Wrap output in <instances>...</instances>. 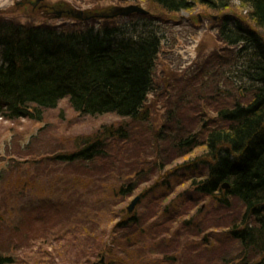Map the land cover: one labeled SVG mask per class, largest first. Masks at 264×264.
<instances>
[{
	"label": "trees",
	"instance_id": "1",
	"mask_svg": "<svg viewBox=\"0 0 264 264\" xmlns=\"http://www.w3.org/2000/svg\"><path fill=\"white\" fill-rule=\"evenodd\" d=\"M140 1L152 2L166 13L192 12L197 8L225 12L234 5L239 12H244V15H223L218 24L219 38L232 55L233 82L238 81L239 88L251 92L252 98L220 108L217 122L213 121L201 141L205 145L203 155L189 158L178 168L195 172L203 166L206 175L192 180L194 192L210 195L218 205L229 206L235 200L240 204V215L225 232L233 245L225 249L220 260L209 261L210 264H264V0ZM134 16L137 18L117 23L79 20L78 25L24 24L0 16L1 118L9 121L25 118L43 123L46 112L57 109L66 99L81 116L114 115L122 119L72 138L74 149H57L44 159L62 163L92 161L107 153L109 142L131 139V122L149 124L147 131L154 129L148 98L154 91L164 32L160 30L157 16L150 13ZM168 128L163 125L155 133L157 141L164 139L160 136ZM196 141L197 136L192 135L182 138L178 146L191 150L198 145ZM141 143L142 148L146 146ZM142 153L140 150L137 154L141 157L137 159L140 170L132 172V176H140L139 180L137 177L135 182L126 183V179H120L117 187L110 185L113 194L107 199L134 197L146 172L152 171L155 165L159 172L165 169L168 160L163 154V159L153 160L147 171H143ZM2 177L0 174V181ZM225 182L227 188L222 186ZM22 184L25 189L33 185L31 181L20 180ZM82 185L87 187L88 182ZM40 191L36 198L44 204L43 208L49 206L62 213L46 235L64 249H69L68 245L71 247L79 234H85L88 241L93 239L89 245L93 248L90 260L104 258V264H128L127 257L120 254L122 248L133 253L139 243L148 247L156 243L157 236L143 234L147 227L137 208L133 212L126 207L112 209L103 222L106 204L101 202L107 199L102 196L93 199L81 192L78 198L62 187L46 193ZM186 192L189 190L180 197ZM187 225L192 228L194 223L188 221ZM180 231L170 233V238L177 235L182 239ZM211 238L205 235L202 244H209ZM10 246H0V264H21L18 255L9 254ZM183 254L184 251L176 250L174 264H180Z\"/></svg>",
	"mask_w": 264,
	"mask_h": 264
},
{
	"label": "rangeland",
	"instance_id": "2",
	"mask_svg": "<svg viewBox=\"0 0 264 264\" xmlns=\"http://www.w3.org/2000/svg\"><path fill=\"white\" fill-rule=\"evenodd\" d=\"M30 1L0 0V16L24 24L68 22L78 25L79 20L55 18L54 12L44 13L47 6L60 11L65 3L93 14H101L113 6L137 4L157 16L164 39L155 70L154 91L148 98L153 118L150 123L154 129L147 131L149 124L131 122V139L109 142L105 155L88 162L62 163L44 159V156L54 154L57 149L72 150L75 148L72 138L90 133L101 124L119 123L122 119L114 115L81 116L66 99L57 109L46 112L43 123L25 118L9 121L0 116V174L3 176L0 181V246L11 245L9 254L18 255L21 264H68L71 261L92 264L94 261L89 258L93 248L89 245L93 239L88 241L85 234L78 233L72 246L68 245L69 249L47 237L62 213L49 206L43 208L44 204L36 198L37 192L62 187L78 198L81 192L93 199L110 198L113 194L110 185L117 187L120 179H126V183L135 182L137 177L139 180L140 176H132V172L140 170L137 159L141 157L137 154L141 150L145 157L143 171H147L153 160L163 159V154L170 163L167 161L160 172L156 165L146 172L140 180L141 190L134 193L143 196L136 207L147 227L143 234L158 239L152 247L139 243L135 245V252L122 248L120 254L127 257L128 264H161L160 261L174 264L176 250L184 251L180 264H210L209 261L220 260L225 249L233 245L225 232L240 215V204L235 200L229 206L218 205L210 195L195 193L192 180L206 175L204 167L186 172L178 166L191 157L203 155L205 145L201 141L217 120L220 108L252 98L251 92L239 88L238 81L233 82L232 55L219 38V21L226 13H241L238 6L225 12L197 8L192 12L166 13L152 2L140 0H43L37 5ZM131 18L137 17L87 21L117 23ZM163 125L169 128L160 136L164 139L157 141L155 133ZM192 135L197 136L198 145L191 150L178 146L182 138L185 140ZM66 137L70 139L61 141ZM141 141L146 143L143 148ZM20 180L31 181L33 185L25 189ZM85 181L87 187L82 185ZM186 190L189 192L180 197ZM7 196L10 199L6 201ZM134 197L119 196L101 202L106 204L101 221H106L108 211L127 208ZM188 221L194 223L192 228L186 226ZM180 229L182 239L177 235L170 238V233L175 234ZM205 235L207 239L212 237L209 244H202Z\"/></svg>",
	"mask_w": 264,
	"mask_h": 264
},
{
	"label": "water",
	"instance_id": "3",
	"mask_svg": "<svg viewBox=\"0 0 264 264\" xmlns=\"http://www.w3.org/2000/svg\"><path fill=\"white\" fill-rule=\"evenodd\" d=\"M39 1L40 0H37V2ZM135 13L146 14L148 13V11L140 5L129 4V5L113 6L110 9H108L106 12H103L101 14H93L92 12L79 10L77 8H69L68 11L66 12V14H68L70 17L80 20H87L90 18L113 19L116 17L130 16ZM61 15L62 14L59 12V17H61ZM224 187L227 188L228 184L225 183ZM140 200H141V195H138L131 201L130 205L128 206L129 212H132L136 208Z\"/></svg>",
	"mask_w": 264,
	"mask_h": 264
},
{
	"label": "flooded vegetation",
	"instance_id": "4",
	"mask_svg": "<svg viewBox=\"0 0 264 264\" xmlns=\"http://www.w3.org/2000/svg\"><path fill=\"white\" fill-rule=\"evenodd\" d=\"M31 3L33 2V0H31L30 1ZM63 5H61V7H62ZM53 9L52 8H49V7H46V9H45V13H47V14H51V13H53L54 12V16H56L57 15V12H63V8H62V11H52ZM63 13H65V12H63Z\"/></svg>",
	"mask_w": 264,
	"mask_h": 264
}]
</instances>
